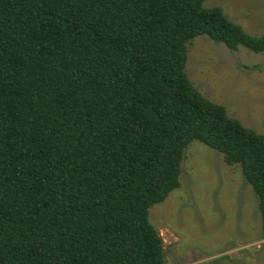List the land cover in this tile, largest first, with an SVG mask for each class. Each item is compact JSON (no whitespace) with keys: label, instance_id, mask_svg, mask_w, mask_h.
Instances as JSON below:
<instances>
[{"label":"trees","instance_id":"16d2710c","mask_svg":"<svg viewBox=\"0 0 264 264\" xmlns=\"http://www.w3.org/2000/svg\"><path fill=\"white\" fill-rule=\"evenodd\" d=\"M205 1L0 0V264H168L149 213L195 140L241 166L264 239V133L186 72L196 37L264 32Z\"/></svg>","mask_w":264,"mask_h":264},{"label":"rangeland","instance_id":"374dc122","mask_svg":"<svg viewBox=\"0 0 264 264\" xmlns=\"http://www.w3.org/2000/svg\"><path fill=\"white\" fill-rule=\"evenodd\" d=\"M253 35L264 32V0H206ZM186 72L228 114L264 133V53L230 50L206 36L189 45ZM180 187L151 207L168 264H264L258 199L240 165L193 141L185 149Z\"/></svg>","mask_w":264,"mask_h":264}]
</instances>
